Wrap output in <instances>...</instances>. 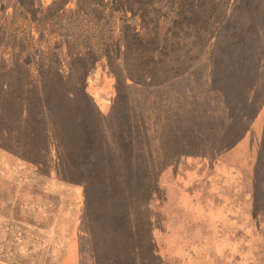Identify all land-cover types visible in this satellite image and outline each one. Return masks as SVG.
I'll use <instances>...</instances> for the list:
<instances>
[{
    "label": "rangeland",
    "instance_id": "1",
    "mask_svg": "<svg viewBox=\"0 0 264 264\" xmlns=\"http://www.w3.org/2000/svg\"><path fill=\"white\" fill-rule=\"evenodd\" d=\"M239 7L264 22V0H0V264H93L71 169L114 138L132 160L94 170L137 176L147 264H264V100L236 147L217 92Z\"/></svg>",
    "mask_w": 264,
    "mask_h": 264
},
{
    "label": "trees",
    "instance_id": "2",
    "mask_svg": "<svg viewBox=\"0 0 264 264\" xmlns=\"http://www.w3.org/2000/svg\"><path fill=\"white\" fill-rule=\"evenodd\" d=\"M239 12L244 17L242 22L247 24V27L242 29V35H240V28H234V33L237 32V34L235 33L233 36L231 34L233 33L232 30L230 34H224V37L235 41L240 37L247 38L252 40V45L240 41L238 44L235 42L230 43V47L226 51L219 49V53L224 52V54H221L222 56L228 58L238 57L243 61L226 63L227 65L220 66L222 67V74L225 75L223 79L225 91L219 90L217 92L222 100L221 104L227 107L225 109L228 111V115L232 116L229 121L231 124H234V122L235 124L240 123V129L245 122L249 121L251 107L261 104V101L264 100L263 97L258 96V91L262 87V79L258 72L260 69L259 62L261 63L260 57L263 55L260 53L264 51V22L259 15V8L241 9L239 7L234 11L235 14ZM201 35L202 32H199V36ZM214 37L216 40L221 39L217 38L218 35ZM119 45L121 44L119 43ZM228 88L231 91L230 93L227 92ZM25 112L24 109L23 113ZM130 119V112H127L125 116L113 120L123 122L124 126H127L126 123H131ZM126 133L129 134L128 131ZM126 133H123V137H126ZM112 135L113 137L116 136V132L113 131ZM99 143L97 141V146ZM84 144H86V141ZM55 145L58 153H60L63 150L61 144L56 141ZM110 146L106 154L102 152V145L95 149L87 146L82 158L71 169L75 179L71 181L82 185L85 191L88 217L86 226L83 229H85V234L89 239H92L94 244L92 251L93 264H147V259L141 257L143 244L139 246L136 238L137 235L145 238V229H137V224L129 222L123 215V213H129L127 211H130V206L135 209V206L139 204L138 199L141 190L138 187H131V184L138 179L137 176L126 173V171L110 174L100 172L99 168L96 171L94 170L102 163L103 158L106 159V163H109V160L112 159L114 162L122 164L132 160L131 155L126 156V152L119 154V145L115 138ZM59 162L66 166L62 155L59 157ZM124 200H131L132 203H126ZM86 227H88V230ZM127 234H129L128 243H126ZM152 249L153 247L148 248L151 254L154 252ZM128 254H132L133 259L126 260Z\"/></svg>",
    "mask_w": 264,
    "mask_h": 264
},
{
    "label": "crops",
    "instance_id": "3",
    "mask_svg": "<svg viewBox=\"0 0 264 264\" xmlns=\"http://www.w3.org/2000/svg\"><path fill=\"white\" fill-rule=\"evenodd\" d=\"M259 15H260V13H259ZM261 16V15H260ZM262 18V17H261ZM264 37V36H263ZM264 40V39H263ZM251 42H252V40H251ZM263 44H264V42H263ZM252 45V44H251ZM240 62V61H243L242 59H240V58H238V57H234V58H231V57H229V58H225L224 60H221V61H215L216 63H218V62H224V63H234V62ZM259 76H261V73H262V70H264V60L262 59L261 60V63L259 62ZM262 78V77H261ZM261 108H263L264 109V104H262L260 107H259V109H261ZM247 126H246V125ZM245 124H243L242 126L243 127H247V128H244V130L242 131V135H241V137H240V139L237 141V145H236V147H238V146H241L242 144H246L247 143V141H248V138H249V130H248V124L245 122ZM245 125V126H244Z\"/></svg>",
    "mask_w": 264,
    "mask_h": 264
}]
</instances>
